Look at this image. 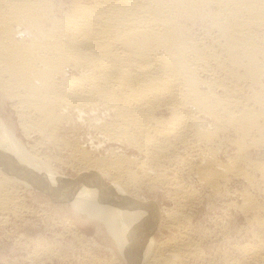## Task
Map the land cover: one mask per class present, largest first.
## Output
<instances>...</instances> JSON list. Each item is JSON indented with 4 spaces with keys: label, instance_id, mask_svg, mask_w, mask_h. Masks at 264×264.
<instances>
[{
    "label": "bare ground",
    "instance_id": "6f19581e",
    "mask_svg": "<svg viewBox=\"0 0 264 264\" xmlns=\"http://www.w3.org/2000/svg\"><path fill=\"white\" fill-rule=\"evenodd\" d=\"M60 9L50 0H0V107L9 103L23 134L40 138L27 149L0 116V223L32 210L23 205L24 191L49 192L104 229L118 254L109 264H180L183 253L193 258L186 230L153 243L150 226L127 202L129 188L166 180L169 155L190 142L200 161L189 162V171L211 187L245 159L220 163L215 154L222 139L242 158L264 147V0H78ZM85 125L145 160L104 151L91 135L87 144L70 139ZM46 143L69 156L88 183L54 172L49 156L38 152ZM257 161L245 162L264 184V162ZM171 185L176 210L165 228L184 229L181 220L189 218L179 222L177 210L190 197ZM260 225L251 251L264 264ZM36 255L40 264L47 258Z\"/></svg>",
    "mask_w": 264,
    "mask_h": 264
},
{
    "label": "rangeland",
    "instance_id": "374dc122",
    "mask_svg": "<svg viewBox=\"0 0 264 264\" xmlns=\"http://www.w3.org/2000/svg\"><path fill=\"white\" fill-rule=\"evenodd\" d=\"M75 1L78 0H50L55 8H61L60 10L64 11ZM0 116L13 126L18 138L27 149L40 142V138L37 135L29 134L30 137L28 138V136L23 134L21 128H19L20 126H18L16 113L9 103L6 102L0 107ZM87 126H77L78 129L69 136L70 139L78 140L79 143H86L87 141L89 142V136L91 135L94 139V144H102L104 151L110 148L119 152V154L122 153L121 155L135 157L137 161L145 160V157L132 147H127L124 143L108 142L105 138L99 137L92 127L88 126L89 128H87ZM225 130L227 129H223V131ZM223 133L225 134L226 132ZM216 135L218 136V134ZM216 135L212 136L216 138ZM222 141L226 145L222 143L223 145L219 146L220 151L215 154V158L217 157V160L223 165L228 166L227 164L231 165L230 161L233 163L235 160L237 162L244 158L247 162L250 159L252 161L258 160L260 163L264 162L263 146L249 149V155L242 158L233 146H230L228 142H224V139ZM42 145L37 146L38 152L41 155L46 154L49 156L51 168L54 172L64 178H71L83 184L88 183L87 178L82 177L83 175L79 173L78 168L74 166L69 156L54 149V144L46 143ZM195 147L196 144L190 142L181 146L177 152L171 153L169 155L170 167L167 170V179L163 181H154L153 179V182L151 181L148 185L142 184L140 188H129L130 195L127 196V202L136 207L138 213L150 226L152 232H150L151 240H154L153 243L155 244L171 240L173 237L176 238L181 230H186V233H188L186 234L187 239L190 238L186 242L190 244V248L194 247L195 253L192 251L194 254L192 253L191 255L194 256L193 258L190 256V259L186 256L184 257L183 254L185 255L186 253H183L181 261L182 258L184 261L180 264H187L188 262L189 264H259L251 248L257 247L258 236H260L258 228H260V224H264V184L262 183L263 180H261L260 171L257 168H250L247 162L241 160L242 162L239 161V166L237 165L238 168L235 170L232 169L233 167L231 168L235 172L237 170V173L241 175L232 171V173L227 172L224 175V179L215 180L217 182L216 185L214 183L216 187H211L209 182L204 181L205 179L201 181L197 175L195 176L189 171L188 163L196 162L197 160ZM87 150H91L89 144L87 145ZM104 151L99 150L101 155L106 154ZM186 165L188 170L185 168ZM133 170L137 176L142 175L139 168H133ZM243 175L248 177L250 181L249 179L246 180ZM105 178L102 179L103 184L111 187L109 179ZM159 182H164V184L159 185ZM174 182L180 184L183 187L182 191L185 190L184 192L187 193L188 198L190 197V200L188 199L184 206L187 207L177 210L179 214L177 220L179 222L180 218L183 219L182 216L184 214L189 218V221H187L188 219L186 220L187 222L184 219L181 220L184 223L183 227L186 226L184 229L165 228V225L168 224L167 226H169L171 224V222H168L170 221L168 220L170 213L176 210V205L172 199L170 201L169 195L174 190L171 185ZM206 184H209V187ZM22 197L24 200H22L23 205L34 211L23 212L16 217L8 215L7 221L9 222L6 221L8 224L0 223V264H40L42 261L38 259L39 257L36 254H40L41 251L48 258L45 261L43 260L44 263L42 264H86L88 263L87 260L92 258L99 259L100 262L107 261L106 263L109 264L118 256L113 242L111 239L109 240L104 229L92 223L93 221L79 219L69 207L70 204L68 202H64L49 192L33 194L24 191ZM144 200L147 201L146 204H144ZM140 208L143 210L142 212H140ZM153 218L155 219L153 220ZM166 219L167 221H165ZM61 220L72 222L78 231L77 234L81 235L80 238L76 235L74 237V234L70 232L71 229L67 230L69 229L66 224L67 221ZM188 222L190 226L187 224ZM178 225L182 226L180 223ZM186 259L188 260L187 263L185 262L187 261ZM121 263L122 261L120 260L118 264ZM142 264L149 263L145 261Z\"/></svg>",
    "mask_w": 264,
    "mask_h": 264
}]
</instances>
